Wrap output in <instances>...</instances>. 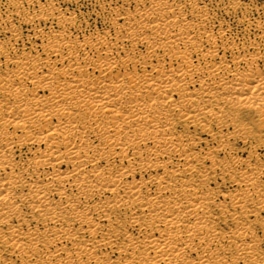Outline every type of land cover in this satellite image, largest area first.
Here are the masks:
<instances>
[{
    "label": "bare ground",
    "instance_id": "bare-ground-1",
    "mask_svg": "<svg viewBox=\"0 0 264 264\" xmlns=\"http://www.w3.org/2000/svg\"><path fill=\"white\" fill-rule=\"evenodd\" d=\"M14 4L58 30L0 41V264H264L259 58H223L197 3L141 0L83 39L74 11Z\"/></svg>",
    "mask_w": 264,
    "mask_h": 264
},
{
    "label": "rangeland",
    "instance_id": "rangeland-1",
    "mask_svg": "<svg viewBox=\"0 0 264 264\" xmlns=\"http://www.w3.org/2000/svg\"><path fill=\"white\" fill-rule=\"evenodd\" d=\"M52 1L54 4H57L63 7L64 9H68L71 12L72 11L75 12L74 14L77 17V20L79 19L78 23L80 25L82 24L81 26L83 30L79 32L80 35L77 32L75 33V35L76 37L79 35L78 37H81L83 39L84 35H86L84 36V38L86 37L88 38L89 35H91L90 37L95 38L98 35H104V34H109L112 36V38H114L116 35V31L113 30V28H111L112 27L111 22H112V19L114 18V15L116 14V10H119V9L133 10L137 7L138 2L141 0H74L73 2H70L69 4L67 2H63L62 0H46V1L41 0L43 4H45L46 2H52ZM180 1L186 4L197 3L200 5V7L206 8L210 12V16H211L210 27L213 25L212 29L216 33L220 31L221 32L223 31L225 33L223 34L222 38H218V40H220L218 41V44L234 45V47L236 46L235 47L236 51L234 50L233 53H232V49L230 51L229 50H225V52L222 51L220 55L223 56V58H226V60L231 61L234 57H239V56L248 57V55H250L248 58H252V57L259 58L257 62L258 67L261 66L260 68H264V61H263L264 60V0H180ZM13 2L16 3V0H0V15H1L0 16V24H1L0 25L1 26L0 27V41L5 40L4 42H10V41L13 42L15 38L12 37V34L9 32L8 28L10 26L21 28L22 29L21 36L20 38H17V40L14 42V48H17L19 52H23V51L27 52L29 50L28 52L35 53V50L36 49L38 50L36 46L41 44L40 39H44L47 36H49L48 34H51L57 31L58 27L56 26V24H50L51 22H48L45 25L39 24V26L35 22L29 23V24L24 23L22 19L18 16L17 14L18 8L15 6ZM37 7L38 6L33 5V4L26 6V8L29 10L30 13H39V10ZM78 14H79V17H78ZM47 25L48 27H50L49 29L48 27H46ZM88 30H89V34H88ZM40 32L41 33L43 32L44 34L42 35L43 38L41 37ZM35 34L36 35L38 34V35L35 36ZM9 38L11 39L9 40ZM34 40L36 43L33 42ZM256 40H257L256 42L257 44L255 43ZM240 47H242V49H240ZM140 50L143 51L142 48H140ZM238 50H240V52ZM13 51L14 50H11L12 54L14 53ZM251 53L253 56L251 55ZM244 64H245L244 62L241 63V70H244L246 68V64L245 65ZM244 114L245 115L243 114L241 115V118L242 119L244 118L245 120L249 121V118H250L249 115L247 113H244ZM178 130L181 131L182 128L179 127ZM191 131L193 134V129H191ZM201 137L202 138L204 137L203 139L205 140L208 139L206 135H201ZM210 144L213 146V143H209V147L211 146ZM204 145L205 144L199 146L198 150L202 151V149L208 148V147L206 148L207 145L206 146ZM232 145L233 147H235L234 151H236V153L241 157H246L254 146V145L247 146L244 143L242 144V142H233ZM260 153L261 155H264V152L261 151ZM220 187H221V190H224V192L234 190L231 184L221 185Z\"/></svg>",
    "mask_w": 264,
    "mask_h": 264
}]
</instances>
